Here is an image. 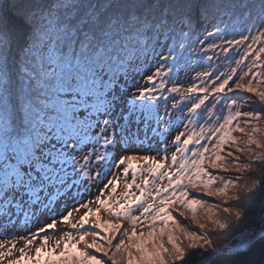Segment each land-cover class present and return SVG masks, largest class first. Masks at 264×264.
<instances>
[{
	"label": "snow or ice",
	"instance_id": "1",
	"mask_svg": "<svg viewBox=\"0 0 264 264\" xmlns=\"http://www.w3.org/2000/svg\"><path fill=\"white\" fill-rule=\"evenodd\" d=\"M262 121L264 0H0V264H264Z\"/></svg>",
	"mask_w": 264,
	"mask_h": 264
},
{
	"label": "trees",
	"instance_id": "2",
	"mask_svg": "<svg viewBox=\"0 0 264 264\" xmlns=\"http://www.w3.org/2000/svg\"><path fill=\"white\" fill-rule=\"evenodd\" d=\"M190 63L193 64V65H195V60L191 61ZM196 70L199 71L200 69L197 68ZM186 72L188 73V76L187 77L185 76V73L184 72L181 73V78H182L181 79V82L184 83L185 85H187L188 79L191 76L194 75V72L192 71V68L186 69ZM258 103L259 102H257V104ZM253 107H255V106H253ZM257 167H260V165H257ZM246 175H250V174H246ZM252 178L253 179H256L257 177H254L253 176ZM258 222H259V209L257 208L255 215L251 219H249L248 221H246V224L251 227V226H254L255 224H257Z\"/></svg>",
	"mask_w": 264,
	"mask_h": 264
},
{
	"label": "rangeland",
	"instance_id": "3",
	"mask_svg": "<svg viewBox=\"0 0 264 264\" xmlns=\"http://www.w3.org/2000/svg\"><path fill=\"white\" fill-rule=\"evenodd\" d=\"M217 51H219V50H217ZM262 123V126H264V121H262L261 122ZM133 165H135V166H139L142 162H140V161H132L131 162ZM247 174V173H246ZM245 174V175H246ZM234 175H237V174H233V176ZM131 181V174H129V178H128V181L127 182H130ZM126 181H124V180H120V181H117L116 183H117V192L119 193V192H123V190H124V183H125ZM137 182H139V181H137ZM165 183H166V181H165ZM241 183H243V180H241ZM131 191H133V192H136V194L137 195H140V193L135 189V188H133V189H131ZM209 199H211V198H209ZM106 218V217H105ZM58 228H61V227H64L63 225H58L57 226ZM54 235H59V232H56V233H54ZM20 246H22V244H19L18 245V247H20Z\"/></svg>",
	"mask_w": 264,
	"mask_h": 264
}]
</instances>
